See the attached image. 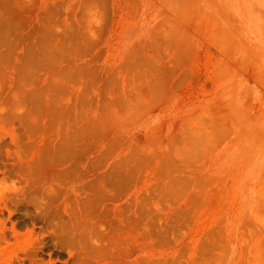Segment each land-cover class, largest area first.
<instances>
[{
  "label": "rangeland",
  "instance_id": "obj_1",
  "mask_svg": "<svg viewBox=\"0 0 264 264\" xmlns=\"http://www.w3.org/2000/svg\"><path fill=\"white\" fill-rule=\"evenodd\" d=\"M0 264H264V0H0Z\"/></svg>",
  "mask_w": 264,
  "mask_h": 264
}]
</instances>
